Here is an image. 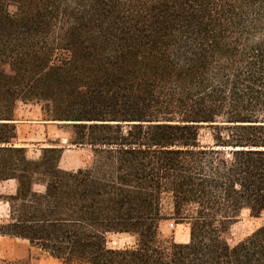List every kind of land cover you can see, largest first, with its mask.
I'll return each mask as SVG.
<instances>
[{"label":"trees","instance_id":"obj_1","mask_svg":"<svg viewBox=\"0 0 264 264\" xmlns=\"http://www.w3.org/2000/svg\"><path fill=\"white\" fill-rule=\"evenodd\" d=\"M20 103L88 165L28 159ZM263 117L264 0H0V237L60 264H264V225L228 242L264 215Z\"/></svg>","mask_w":264,"mask_h":264},{"label":"rangeland","instance_id":"obj_2","mask_svg":"<svg viewBox=\"0 0 264 264\" xmlns=\"http://www.w3.org/2000/svg\"><path fill=\"white\" fill-rule=\"evenodd\" d=\"M26 105L22 103L17 105L14 120L16 127L15 144L24 148L27 158L31 160L38 159L42 148L49 147L50 144L56 142L64 148L59 162L60 168L75 171L78 168L86 167L90 160L89 153L84 149L67 145V130L55 123L44 122L38 105V107H34L33 104ZM209 141V134L201 131V144H207ZM9 188L10 185L6 184L2 187V191ZM5 212L6 208L0 205V216H3ZM262 225H264V215L253 218L249 216L247 211L242 212L236 223L231 227L228 236L229 244L233 245L244 239ZM159 232L164 239H173L180 244L188 242L189 231L184 224H174L170 220L163 221L159 225ZM107 245L110 248L132 247L134 239L127 235H111L108 237ZM0 264L60 263L37 249L29 251L26 241L0 237Z\"/></svg>","mask_w":264,"mask_h":264},{"label":"crops","instance_id":"obj_3","mask_svg":"<svg viewBox=\"0 0 264 264\" xmlns=\"http://www.w3.org/2000/svg\"><path fill=\"white\" fill-rule=\"evenodd\" d=\"M26 105V104H25ZM28 105H30V104H28ZM27 106V105H26ZM34 107H38L37 105H34ZM16 146H18V145H16ZM28 248H29V251H32V250H36L35 248H32V247H30L29 245H28ZM28 253H30V252H28ZM52 259V258H51Z\"/></svg>","mask_w":264,"mask_h":264}]
</instances>
